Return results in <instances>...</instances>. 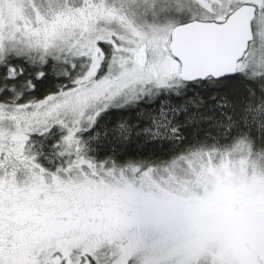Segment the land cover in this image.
<instances>
[{
  "label": "snow or ice",
  "instance_id": "1",
  "mask_svg": "<svg viewBox=\"0 0 264 264\" xmlns=\"http://www.w3.org/2000/svg\"><path fill=\"white\" fill-rule=\"evenodd\" d=\"M0 264H264V0H0Z\"/></svg>",
  "mask_w": 264,
  "mask_h": 264
}]
</instances>
